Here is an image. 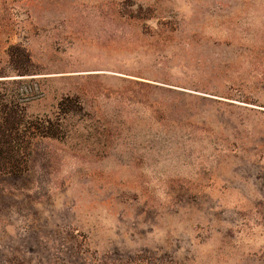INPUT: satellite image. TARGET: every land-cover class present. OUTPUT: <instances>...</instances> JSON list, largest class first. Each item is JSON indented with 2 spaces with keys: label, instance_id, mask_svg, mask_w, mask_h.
Here are the masks:
<instances>
[{
  "label": "rangeland",
  "instance_id": "1",
  "mask_svg": "<svg viewBox=\"0 0 264 264\" xmlns=\"http://www.w3.org/2000/svg\"><path fill=\"white\" fill-rule=\"evenodd\" d=\"M12 45L83 111L0 175V264H264V0H0Z\"/></svg>",
  "mask_w": 264,
  "mask_h": 264
},
{
  "label": "trees",
  "instance_id": "2",
  "mask_svg": "<svg viewBox=\"0 0 264 264\" xmlns=\"http://www.w3.org/2000/svg\"><path fill=\"white\" fill-rule=\"evenodd\" d=\"M6 53L8 70L0 71V175L17 176L28 170L34 141L68 137L65 122L79 116L83 105L78 96L61 95L55 118L28 117L26 102L33 89L26 86L41 74L23 46L12 45Z\"/></svg>",
  "mask_w": 264,
  "mask_h": 264
}]
</instances>
